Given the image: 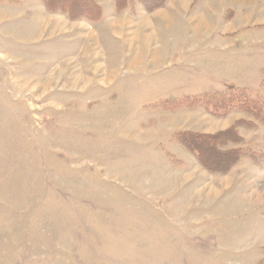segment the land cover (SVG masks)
<instances>
[{
  "label": "rangeland",
  "instance_id": "374dc122",
  "mask_svg": "<svg viewBox=\"0 0 264 264\" xmlns=\"http://www.w3.org/2000/svg\"><path fill=\"white\" fill-rule=\"evenodd\" d=\"M93 1L89 22L0 0V264H264V121L187 107L231 88L264 106L262 2ZM231 128L223 174L178 143Z\"/></svg>",
  "mask_w": 264,
  "mask_h": 264
},
{
  "label": "trees",
  "instance_id": "16d2710c",
  "mask_svg": "<svg viewBox=\"0 0 264 264\" xmlns=\"http://www.w3.org/2000/svg\"><path fill=\"white\" fill-rule=\"evenodd\" d=\"M134 1L147 12L163 7L166 2L165 0H116V10L125 9L129 2ZM43 4L48 11L64 12L73 20L81 18L93 22L101 17V9L93 0H43ZM189 102L192 103H188L187 107H201L216 118H223L232 110H238L255 120L264 121V106L251 100L242 88H231L222 95H199ZM226 142H238L232 128L215 135L183 133L178 136L181 147L192 153L204 169L209 172L218 171L221 174L228 172L239 159L235 151L228 153L219 151L218 145L220 143L224 145Z\"/></svg>",
  "mask_w": 264,
  "mask_h": 264
},
{
  "label": "crops",
  "instance_id": "0c3cea01",
  "mask_svg": "<svg viewBox=\"0 0 264 264\" xmlns=\"http://www.w3.org/2000/svg\"><path fill=\"white\" fill-rule=\"evenodd\" d=\"M165 5L159 9H157L156 11L153 12H146L144 10V15L146 14H150L155 16L156 12L161 13V11H165L167 9H169L170 11L175 10L177 12H179V10H182L186 13L188 12H192L194 10V8H198L201 9V11L198 12H194V16L200 14L202 12V10L205 7H208L210 5V1L211 0H165ZM224 2H229L232 5H235L236 7L239 6V8L241 6H243L244 4H247V7L250 8V10L254 9L255 7L257 8V5L262 2L261 5L262 7L260 8V10H257L258 16L256 18L257 20V24L259 25H264V0H222L220 1L221 4H224ZM194 7V8H193ZM115 8V7H114ZM116 10V8H115ZM159 15V14H157ZM146 19L147 16H144ZM244 17L247 19V15L244 14ZM150 19V17H149ZM235 19V15L234 13H232L231 17L225 22L226 25L225 27L222 28V34L223 36L226 35H235L236 33H238L239 30V26H234L233 25V20ZM248 23V21H245L244 26Z\"/></svg>",
  "mask_w": 264,
  "mask_h": 264
}]
</instances>
